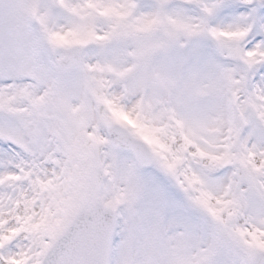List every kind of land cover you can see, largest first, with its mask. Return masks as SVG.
Masks as SVG:
<instances>
[{
    "label": "snow or ice",
    "instance_id": "snow-or-ice-1",
    "mask_svg": "<svg viewBox=\"0 0 264 264\" xmlns=\"http://www.w3.org/2000/svg\"><path fill=\"white\" fill-rule=\"evenodd\" d=\"M0 264H264V0H0Z\"/></svg>",
    "mask_w": 264,
    "mask_h": 264
}]
</instances>
